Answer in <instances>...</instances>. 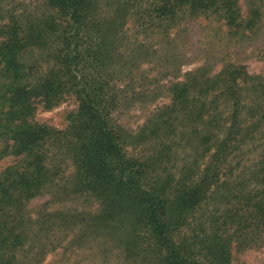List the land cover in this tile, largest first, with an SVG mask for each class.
Wrapping results in <instances>:
<instances>
[{
    "label": "trees",
    "instance_id": "obj_1",
    "mask_svg": "<svg viewBox=\"0 0 264 264\" xmlns=\"http://www.w3.org/2000/svg\"><path fill=\"white\" fill-rule=\"evenodd\" d=\"M12 1L0 0V159L17 161L0 171V264L42 259L51 220H33L26 208L61 188L68 163L73 181L62 190L92 196L99 210L88 221L50 218L80 227L83 241H112L133 264H230L232 242L246 249L258 241L264 75L230 62L212 75L198 67L168 86V105L135 133L114 114L123 93L116 83L149 62V39L168 36L169 46L170 35L199 17L252 32L261 0H248L246 15L238 0H35L29 10ZM68 97L78 106L69 129L35 120L39 106L50 110ZM247 142L260 152L247 175L255 180L240 189L228 161ZM209 203L217 208L198 216Z\"/></svg>",
    "mask_w": 264,
    "mask_h": 264
},
{
    "label": "rangeland",
    "instance_id": "obj_2",
    "mask_svg": "<svg viewBox=\"0 0 264 264\" xmlns=\"http://www.w3.org/2000/svg\"><path fill=\"white\" fill-rule=\"evenodd\" d=\"M34 1L13 0L10 5L29 10L35 5ZM261 1L263 4L260 6V22L252 32L235 34L221 22L199 17L184 23L170 35L169 39L173 42L169 46L168 36L149 39L146 44L153 52L149 62L138 63L136 68L131 70L130 76L116 83L118 89L123 92L121 104L114 114L116 123L126 133H135L151 113L161 106L168 105V86L173 82L182 81L186 73L198 67H205L212 75L230 62L244 66L250 75H264V0ZM247 2L248 0H238L243 15L249 10ZM132 48L129 46L123 50L129 54ZM168 54L169 57H176L175 64L168 63ZM77 114L75 99L68 97L50 110L39 106L34 118L38 123L56 131H66L74 124ZM166 139L168 142V137ZM253 148L255 146L250 142L243 144L231 154L228 161L236 176L231 182L240 189L249 187L255 180L247 176L254 171V164L260 152L259 148ZM126 150L134 151L131 147ZM137 152L142 153L139 148L135 149L134 153ZM16 161L13 157L1 158L0 171ZM73 175L74 169L68 163L59 182L61 188L51 189L27 205L26 210L33 220H51L50 225H45L48 231L41 238L47 251L38 264H133L112 241L106 238L83 241L79 233L80 227L65 225L66 229H63L59 227L60 220L50 218L54 217L55 213H60L68 219L78 216L88 221V217L98 212V202L92 196L62 190L65 184L68 186L73 181ZM260 178L263 179L264 176ZM240 183L243 185L239 186ZM260 185L264 186L263 183ZM216 208L209 203L201 208L197 215L203 218ZM230 247V264H264V232L256 243L246 249H237L234 242ZM50 249L52 250L49 251Z\"/></svg>",
    "mask_w": 264,
    "mask_h": 264
}]
</instances>
